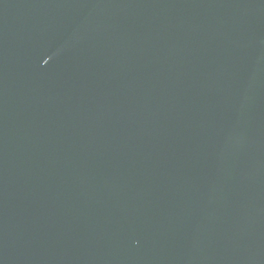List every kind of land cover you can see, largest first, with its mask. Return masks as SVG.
Returning <instances> with one entry per match:
<instances>
[{"label": "water", "instance_id": "95a60500", "mask_svg": "<svg viewBox=\"0 0 264 264\" xmlns=\"http://www.w3.org/2000/svg\"><path fill=\"white\" fill-rule=\"evenodd\" d=\"M0 264H264V0H0Z\"/></svg>", "mask_w": 264, "mask_h": 264}]
</instances>
